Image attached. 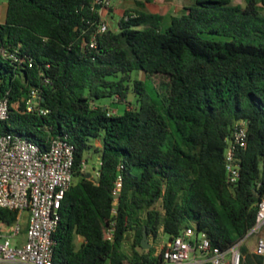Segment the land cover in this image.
Returning a JSON list of instances; mask_svg holds the SVG:
<instances>
[{"label":"trees","instance_id":"trees-1","mask_svg":"<svg viewBox=\"0 0 264 264\" xmlns=\"http://www.w3.org/2000/svg\"><path fill=\"white\" fill-rule=\"evenodd\" d=\"M135 4L90 45L101 21L95 0H7L0 46L18 58L0 56V96L9 99L0 131L42 148L67 135L74 146L52 264L159 262L141 245L159 225L170 236L193 225L227 247L251 229L264 198V0H193L165 25L163 13ZM130 91L136 105L119 113L94 101ZM241 119L247 135L231 181L225 151ZM90 148L98 167L87 176ZM14 215L0 207V218ZM241 251V264H262L254 248L242 243Z\"/></svg>","mask_w":264,"mask_h":264},{"label":"built area","instance_id":"built-area-1","mask_svg":"<svg viewBox=\"0 0 264 264\" xmlns=\"http://www.w3.org/2000/svg\"><path fill=\"white\" fill-rule=\"evenodd\" d=\"M100 3L99 12L110 7V0H95ZM101 18L97 30L91 36L90 45L95 44V35L109 28ZM0 56L17 60V55L0 46ZM36 91L26 98V108L32 109L37 102ZM46 113V108H40ZM108 108V113H113ZM9 99L0 96V119L8 116ZM246 120L235 122L225 151V164L229 180L238 175L235 150L245 143ZM74 146L67 135L52 136L47 147L12 132L0 131V207L15 212L12 219L0 218V264H52L54 232L60 219L62 199L73 181ZM86 162H82L85 168ZM118 173L113 187L114 203L121 187ZM112 207V213H115ZM115 219L106 227V237L113 239ZM254 232L260 233L254 242V251L261 254L264 264V198L257 202L255 223L246 235L235 243L220 247L212 244L207 233L195 226H185L180 232L168 235L159 225L155 235L148 237L153 254L160 261L152 264H241V244ZM23 235H25L24 238ZM148 247V248H149Z\"/></svg>","mask_w":264,"mask_h":264},{"label":"rangeland","instance_id":"rangeland-1","mask_svg":"<svg viewBox=\"0 0 264 264\" xmlns=\"http://www.w3.org/2000/svg\"><path fill=\"white\" fill-rule=\"evenodd\" d=\"M118 0H110V7H112L113 2H117ZM142 1L141 8L150 10V11H159L162 12L165 16V20H169L170 16L172 14H177L185 11L184 5L190 4L193 0H140ZM234 3H241L244 4V0H232ZM120 5V11L117 13L112 12V9L110 7H104L101 11L105 16V20L108 21L110 27H115L116 22L120 15L123 13V10L127 7H133L135 6L134 0H123L122 4ZM261 11L264 12V5L260 6ZM165 24V23H164ZM132 77H143L142 72H135L133 71L131 73ZM155 83L159 87V78H155ZM96 103H100L102 105H107V107L110 110H113L115 113H119L123 111L124 108L133 107L136 105V97L135 94L130 91L128 92L127 96L122 99L118 100V96H115V100L111 96H103L96 98L94 100ZM90 142H92L94 145L101 146V140L98 137L90 138ZM88 159L86 160L85 169H88L89 171H93V167H98V161L97 157L98 154L93 152V148H90L88 153ZM75 180V179H74ZM260 233L254 232L252 234H249L245 239L244 242L248 249L251 251L254 248V242L257 238V236ZM25 235H23L22 238H24ZM78 240V238H77Z\"/></svg>","mask_w":264,"mask_h":264},{"label":"crops","instance_id":"crops-1","mask_svg":"<svg viewBox=\"0 0 264 264\" xmlns=\"http://www.w3.org/2000/svg\"><path fill=\"white\" fill-rule=\"evenodd\" d=\"M135 2V0H134ZM123 3V0H118L117 2H113V5L112 7H110L112 9V12L114 13H117L119 12L121 9H120V5L119 4H122ZM137 5L135 4V7ZM141 8V6H139ZM6 8H7V0H0V22H3L4 19H5V15H6ZM184 8V7H182ZM124 11V10H123ZM101 13V18H105L104 14L102 13V11L100 12ZM162 13V12H161ZM164 15V14H163ZM164 18L165 16L163 17V25L165 24H168L169 21H170V18L169 20H165L164 22ZM165 23V24H164Z\"/></svg>","mask_w":264,"mask_h":264},{"label":"water","instance_id":"water-1","mask_svg":"<svg viewBox=\"0 0 264 264\" xmlns=\"http://www.w3.org/2000/svg\"><path fill=\"white\" fill-rule=\"evenodd\" d=\"M86 175L90 176L91 172L88 171ZM141 245L143 247H145V248H148L150 246L149 239H148V236H147L146 232L143 233V236L141 238Z\"/></svg>","mask_w":264,"mask_h":264}]
</instances>
